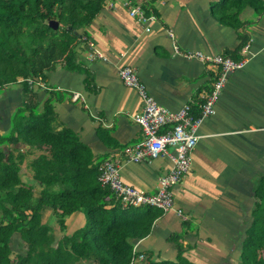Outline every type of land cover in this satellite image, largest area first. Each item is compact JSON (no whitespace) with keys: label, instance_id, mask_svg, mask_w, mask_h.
Returning <instances> with one entry per match:
<instances>
[{"label":"crops","instance_id":"0c3cea01","mask_svg":"<svg viewBox=\"0 0 264 264\" xmlns=\"http://www.w3.org/2000/svg\"><path fill=\"white\" fill-rule=\"evenodd\" d=\"M132 2L155 14L148 28L129 15L123 0H106L92 21L79 29L69 58L73 66L63 60L47 70L45 86L28 84L27 89L18 82L3 87L0 133L9 130L12 113L28 97L41 111L55 95L57 128L72 129L97 163L115 159L124 182L154 192L160 175L172 166L169 154L175 149L169 146L167 153L140 161L126 159L124 147L143 136L133 119L142 100L134 87L123 83L118 68L132 66L168 109L189 102L196 114L203 95L212 88L217 65L186 58L174 52V44L180 51L240 59V48L249 39L250 53L243 66L229 73L213 112L198 125L190 169L172 187L175 206L186 218L175 209L156 207L149 233L135 240L139 250L154 259H174L179 245L196 264H236L252 221L254 193L264 182V0ZM90 43L106 58L89 59ZM74 92L82 98H74ZM30 152L34 157L50 154L40 146L29 148ZM79 223L77 218L74 226Z\"/></svg>","mask_w":264,"mask_h":264},{"label":"trees","instance_id":"16d2710c","mask_svg":"<svg viewBox=\"0 0 264 264\" xmlns=\"http://www.w3.org/2000/svg\"><path fill=\"white\" fill-rule=\"evenodd\" d=\"M105 1L0 0V88L18 83V76L44 77L63 60L73 66L79 29ZM50 19L59 22L56 29L48 24ZM55 97L41 111L28 97L24 110L12 113L9 130L0 133V264H129L135 240L149 233L158 210L124 204L100 182V162L88 145L69 127L57 128ZM18 143L49 149L48 156L28 163L35 185L22 180L26 153ZM254 198L236 264H264V182ZM74 213L80 214V223L68 227L67 216ZM144 260L196 264L179 245L174 259H154L148 253Z\"/></svg>","mask_w":264,"mask_h":264},{"label":"built area","instance_id":"2783aa9c","mask_svg":"<svg viewBox=\"0 0 264 264\" xmlns=\"http://www.w3.org/2000/svg\"><path fill=\"white\" fill-rule=\"evenodd\" d=\"M129 6L128 13L138 20L148 24L155 19L154 13L147 14L142 5L134 3L132 0H123ZM249 39L240 48L243 55L240 59H234L223 53L208 54L201 50L186 49L180 51L174 44L176 53H182L186 58H198L204 62L217 65V75L213 81L212 88L202 97L198 104L199 111L195 114L189 102L184 103L175 110L168 109L160 104L147 90L146 84L139 78L136 70L130 65H122L118 68V75L125 85L134 87L142 100L141 109L136 112L133 119L140 125L143 131L141 139L133 144L124 147V155L127 160L140 161L145 158H154L162 153H167L169 146L175 149L174 154H169L173 163L168 171L160 175L157 188L154 192H147L137 186L124 182L120 176L118 162L115 159H104L98 165V179L102 184L108 185L115 194L120 197L124 204L149 205L162 209L163 211L175 209L182 218H186L182 210L175 206L172 187L190 169L191 150L193 149L198 133L197 128L203 117L209 115L214 110V103L229 75V73L243 66L250 49ZM90 50L87 53L89 59L106 57L89 44ZM17 82L26 81L30 86H45L43 77L37 78L18 76ZM12 82H7L3 87H7ZM74 98L79 96V92H74ZM264 129V126L262 127ZM133 254L129 264H139L145 259V254L137 250V243L133 245Z\"/></svg>","mask_w":264,"mask_h":264},{"label":"rangeland","instance_id":"374dc122","mask_svg":"<svg viewBox=\"0 0 264 264\" xmlns=\"http://www.w3.org/2000/svg\"><path fill=\"white\" fill-rule=\"evenodd\" d=\"M13 86L16 85V83H12ZM3 91V88H0V93ZM21 108V109H20ZM18 109L20 110H24L22 106L18 107L16 109V111H18ZM14 114V113H13ZM21 149L25 151V157H24V160L23 162L21 163V177H22V180L25 181L26 183L28 184H32V185H35L36 182H35V179L34 178H31V173H32V169L30 168L29 166V161L34 157L31 152L29 153V148H26V146H21ZM31 151H33L32 149H30ZM33 153V152H32ZM47 155L48 153L45 152ZM33 154H36L33 153ZM80 216V214L78 215V213H74L72 214L71 216H67V220H68V227H72L74 226L75 224V221L76 219ZM54 219V217H53ZM49 224L52 223V218H50L48 220Z\"/></svg>","mask_w":264,"mask_h":264},{"label":"water","instance_id":"95a60500","mask_svg":"<svg viewBox=\"0 0 264 264\" xmlns=\"http://www.w3.org/2000/svg\"><path fill=\"white\" fill-rule=\"evenodd\" d=\"M48 24L52 27V28H57L58 27V25H59V22L57 21V20H54V19H50L49 21H48Z\"/></svg>","mask_w":264,"mask_h":264}]
</instances>
